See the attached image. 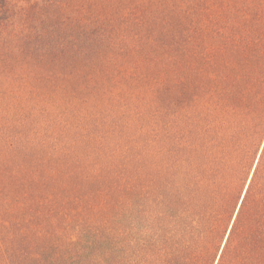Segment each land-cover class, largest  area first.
Wrapping results in <instances>:
<instances>
[{
  "label": "trees",
  "instance_id": "16d2710c",
  "mask_svg": "<svg viewBox=\"0 0 264 264\" xmlns=\"http://www.w3.org/2000/svg\"><path fill=\"white\" fill-rule=\"evenodd\" d=\"M0 264H264V0H0Z\"/></svg>",
  "mask_w": 264,
  "mask_h": 264
},
{
  "label": "water",
  "instance_id": "95a60500",
  "mask_svg": "<svg viewBox=\"0 0 264 264\" xmlns=\"http://www.w3.org/2000/svg\"><path fill=\"white\" fill-rule=\"evenodd\" d=\"M246 188V187H245ZM244 191H245V189H244ZM242 197H243V195H242ZM241 201V200H240Z\"/></svg>",
  "mask_w": 264,
  "mask_h": 264
},
{
  "label": "rangeland",
  "instance_id": "374dc122",
  "mask_svg": "<svg viewBox=\"0 0 264 264\" xmlns=\"http://www.w3.org/2000/svg\"><path fill=\"white\" fill-rule=\"evenodd\" d=\"M143 225H144V224H143ZM143 225H142V226H143ZM137 226H139V225H137Z\"/></svg>",
  "mask_w": 264,
  "mask_h": 264
}]
</instances>
